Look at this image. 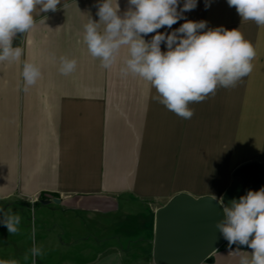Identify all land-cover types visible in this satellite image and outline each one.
<instances>
[{"label": "crops", "instance_id": "0c3cea01", "mask_svg": "<svg viewBox=\"0 0 264 264\" xmlns=\"http://www.w3.org/2000/svg\"><path fill=\"white\" fill-rule=\"evenodd\" d=\"M100 2L61 0L47 13L37 8L34 28L13 40V47L23 49L20 61L0 62V207L6 212L16 200L33 204L35 197L50 201L37 206L44 214L52 210L56 221L46 229L39 264H128L131 252L139 257L133 264H155L159 207L180 193L221 199L238 171L250 184L264 174V27L242 21L227 0H212L207 10L205 0H197V7L184 13L187 20L207 21L208 28L238 29L257 53L248 76L191 103L194 115L186 120L159 103L148 82L121 76L126 48L111 69L90 55L84 25L90 17L99 22ZM118 3L123 14L128 0ZM184 22L158 31L170 33ZM61 57L75 59L76 70L61 74ZM25 61L42 72L27 93ZM77 212L97 219L101 242L76 243L69 220ZM120 213L133 215L135 230L112 243L110 218ZM225 245L203 264H238ZM73 251L83 253L81 261Z\"/></svg>", "mask_w": 264, "mask_h": 264}, {"label": "clouds", "instance_id": "9594fccd", "mask_svg": "<svg viewBox=\"0 0 264 264\" xmlns=\"http://www.w3.org/2000/svg\"><path fill=\"white\" fill-rule=\"evenodd\" d=\"M212 0H205V9ZM61 0H0V62H19L23 49L13 47L18 33H29L35 26L33 13L55 12ZM242 21H253L264 27V0H227ZM39 6V7H38ZM128 0L127 10L121 14L118 0H101L97 5L99 22L89 19L84 25L83 42L90 55L100 61L103 69H111L122 48L127 56L119 68L121 76L139 77L153 87L159 103L183 119H191V103L203 102L218 87L231 88L253 71L252 61L256 49L238 29L223 26L208 28L207 21L187 20L184 13L197 7V0ZM66 7L63 6V8ZM179 28L159 32L162 27L171 29L179 20ZM207 29V30H205ZM155 33L151 40L144 36ZM166 51H161V44ZM60 73L69 75L76 70L77 61L60 58ZM23 91L36 85L42 76L41 68L25 61L22 68ZM223 220L216 223L217 230L227 240L229 255L238 256V264H264V187L248 190L246 195L222 204ZM34 211V209H32ZM3 212V223L10 234L19 231L21 217L9 208ZM33 246L30 249L32 264L43 255L35 244V222L32 229ZM247 245L251 254L232 245ZM25 260L28 255H25ZM0 264H17V261H0Z\"/></svg>", "mask_w": 264, "mask_h": 264}, {"label": "water", "instance_id": "95a60500", "mask_svg": "<svg viewBox=\"0 0 264 264\" xmlns=\"http://www.w3.org/2000/svg\"><path fill=\"white\" fill-rule=\"evenodd\" d=\"M264 187V174L256 184L247 183L240 171L221 199L195 197L188 193L174 196L155 213L153 261L155 264H203L226 242L216 228L223 220L222 204ZM55 198L54 202L60 203ZM49 200H42L47 204ZM238 246V245H237ZM241 249L249 248L239 245Z\"/></svg>", "mask_w": 264, "mask_h": 264}, {"label": "rangeland", "instance_id": "374dc122", "mask_svg": "<svg viewBox=\"0 0 264 264\" xmlns=\"http://www.w3.org/2000/svg\"><path fill=\"white\" fill-rule=\"evenodd\" d=\"M245 181L247 182V180ZM42 198L35 197V200L33 199V202L36 205L34 203H26L23 200H16L14 204L8 206V209L10 208L13 214H17L21 217V223L20 225H18L19 231L15 234H10L6 226L3 223H0V261L15 260L17 261V264H32L30 249L33 246V221L35 222V244L39 247L42 246L46 233H48L46 229L50 227L55 228L56 224L54 217L55 214L52 210L47 209L46 213L44 214V212L39 209V207H37L39 206L40 202H42ZM33 206H36L37 208ZM32 209H34V211H32ZM7 211L8 210H6V212ZM89 216V213L77 212L76 214L71 216V219L69 220V225L75 229V233L73 236L77 241L76 243L81 246L84 244H97V242H101L102 240V235L100 233L101 229L98 228L97 219H90ZM124 216H126V214L122 215V213H120L115 214L110 218L111 226L109 231L107 232H109L110 234L109 239L112 243H116V241L118 240L120 242L126 240V237H130V235H132L130 233L135 230L134 224L136 221L134 220L133 215L129 214L127 215V218H124ZM2 219L3 214H1L0 212V220ZM134 237L135 236H132L131 239H133ZM54 238L55 236L53 237V239ZM106 239L107 237L105 236V240ZM93 253V251H90L87 254L92 256ZM131 253H133V255L128 256V264H131L134 260L139 259V257L136 256L135 252ZM26 254L28 255L27 260H25L24 258ZM76 254H78L77 256L81 261L83 253L79 251L78 253H76V251L72 252L73 256H76ZM39 259H41V256L36 258L37 264H39ZM129 259H132V261H130Z\"/></svg>", "mask_w": 264, "mask_h": 264}, {"label": "built area", "instance_id": "2783aa9c", "mask_svg": "<svg viewBox=\"0 0 264 264\" xmlns=\"http://www.w3.org/2000/svg\"><path fill=\"white\" fill-rule=\"evenodd\" d=\"M34 200H35V198H34Z\"/></svg>", "mask_w": 264, "mask_h": 264}, {"label": "trees", "instance_id": "16d2710c", "mask_svg": "<svg viewBox=\"0 0 264 264\" xmlns=\"http://www.w3.org/2000/svg\"><path fill=\"white\" fill-rule=\"evenodd\" d=\"M258 181H260V180H258Z\"/></svg>", "mask_w": 264, "mask_h": 264}]
</instances>
